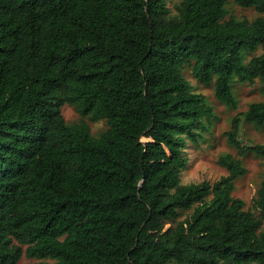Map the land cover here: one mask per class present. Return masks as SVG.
<instances>
[{
    "label": "trees",
    "instance_id": "trees-1",
    "mask_svg": "<svg viewBox=\"0 0 264 264\" xmlns=\"http://www.w3.org/2000/svg\"><path fill=\"white\" fill-rule=\"evenodd\" d=\"M228 2L0 0V264H264V174L252 209L233 196L242 158L264 162L243 138L264 100L232 119L225 176L181 181L214 117L183 68L233 109L234 80L264 83V18ZM66 104L107 130L68 123Z\"/></svg>",
    "mask_w": 264,
    "mask_h": 264
},
{
    "label": "rangeland",
    "instance_id": "rangeland-1",
    "mask_svg": "<svg viewBox=\"0 0 264 264\" xmlns=\"http://www.w3.org/2000/svg\"><path fill=\"white\" fill-rule=\"evenodd\" d=\"M179 1L167 0L172 14L176 13L175 6ZM227 9L229 16L237 19L248 18L253 20L257 17L264 18V13H258L254 8H241L235 4L234 0H229ZM260 52L258 51L256 54ZM251 57L252 55H248L246 59L249 60ZM182 73L192 86L193 91L196 94L203 95L206 103L213 107L214 117L211 120H203L204 128L199 131L200 135L196 143L187 139L185 154L189 159V163L186 170L182 173L181 181L183 184L203 181L214 183L227 174L226 169L218 163L219 158L227 153L236 155L235 149L228 143L226 136V133L231 128L232 119L236 114L246 111L250 103L264 100V83L258 81L254 85H249L234 80L232 82V90L236 97L237 108L233 109L218 101L214 94L213 84L205 85L199 82L194 77L191 67L185 66ZM62 114L70 124L85 120L90 126L92 135L95 137H99L108 128L106 120L92 122L88 118H83L73 106L68 104L63 106ZM243 138L247 143H264V126L256 128L249 123L245 124L243 127ZM242 162L246 168V173L236 181L233 196L242 199L245 202L246 209H252L253 200L256 197L264 174V162L253 153L242 158ZM22 247L24 251L27 248V246ZM40 262L52 263L54 261L50 259H31L24 254L18 264H39Z\"/></svg>",
    "mask_w": 264,
    "mask_h": 264
}]
</instances>
